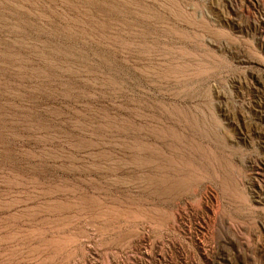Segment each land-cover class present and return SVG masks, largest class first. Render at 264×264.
<instances>
[{"label":"rangeland","instance_id":"1","mask_svg":"<svg viewBox=\"0 0 264 264\" xmlns=\"http://www.w3.org/2000/svg\"><path fill=\"white\" fill-rule=\"evenodd\" d=\"M0 264H264V0H0Z\"/></svg>","mask_w":264,"mask_h":264}]
</instances>
